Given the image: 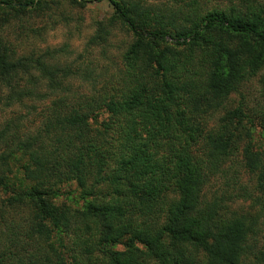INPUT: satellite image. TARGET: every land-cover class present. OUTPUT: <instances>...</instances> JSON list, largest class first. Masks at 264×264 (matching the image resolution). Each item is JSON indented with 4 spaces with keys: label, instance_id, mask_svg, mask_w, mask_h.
<instances>
[{
    "label": "trees",
    "instance_id": "obj_1",
    "mask_svg": "<svg viewBox=\"0 0 264 264\" xmlns=\"http://www.w3.org/2000/svg\"><path fill=\"white\" fill-rule=\"evenodd\" d=\"M104 1L130 43L113 82L84 96L67 97L75 72L56 51L18 53L0 35V110L40 107L36 124L16 116L0 126V264H240L253 220L220 215L202 197L234 149L240 109L203 129L264 72V0L234 14ZM57 3L0 0V27ZM243 155L264 216V142ZM253 257L264 264V251Z\"/></svg>",
    "mask_w": 264,
    "mask_h": 264
},
{
    "label": "rangeland",
    "instance_id": "obj_2",
    "mask_svg": "<svg viewBox=\"0 0 264 264\" xmlns=\"http://www.w3.org/2000/svg\"><path fill=\"white\" fill-rule=\"evenodd\" d=\"M128 1L142 7L163 9L169 13L175 10L185 12L194 3L193 7L201 12L216 10L228 13L233 10V14L244 12L247 5L263 3V0ZM111 16L112 9L104 0H87L83 7L58 0L57 5L51 4L38 17L9 21L8 24L1 25L0 35L12 42L18 53L56 51L58 66H67L76 73L65 81L64 92L68 94L67 97L73 94L84 96L113 82V76L120 65V53L130 43V35L125 29L118 22L108 21ZM41 94L49 97L51 93L42 89ZM34 105L37 107L35 112L21 107L0 110V126L16 116L26 117L27 122L36 124L40 107L38 102ZM235 108L240 109L241 118L230 119L229 130L233 133L234 149L208 178L202 189V197L208 204L216 200L220 215L245 216L253 220V228L248 237V254L240 262L253 264L254 253L264 251V216L260 211L263 202L257 191L255 175L244 166L243 149L249 144L255 151L264 142L263 71H258L245 80L236 93L230 94L210 112L203 132L217 129L226 112ZM196 147L199 152L200 147ZM5 212L0 210V219L8 220ZM4 232L1 227L0 244L5 241Z\"/></svg>",
    "mask_w": 264,
    "mask_h": 264
}]
</instances>
